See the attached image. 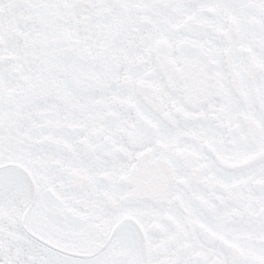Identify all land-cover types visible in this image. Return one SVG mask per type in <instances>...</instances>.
Returning <instances> with one entry per match:
<instances>
[{
    "label": "snow or ice",
    "instance_id": "obj_1",
    "mask_svg": "<svg viewBox=\"0 0 264 264\" xmlns=\"http://www.w3.org/2000/svg\"><path fill=\"white\" fill-rule=\"evenodd\" d=\"M0 264H264V0H0Z\"/></svg>",
    "mask_w": 264,
    "mask_h": 264
}]
</instances>
